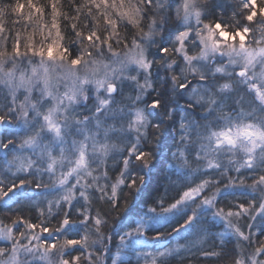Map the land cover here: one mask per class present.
<instances>
[{"label":"snow or ice","instance_id":"6c2138e0","mask_svg":"<svg viewBox=\"0 0 264 264\" xmlns=\"http://www.w3.org/2000/svg\"><path fill=\"white\" fill-rule=\"evenodd\" d=\"M255 3L205 23L218 0H0V201L27 199L21 207L39 219L0 220V264H125L126 250L166 264L193 248L264 264V240L254 239L264 236V7L258 16ZM109 160L120 165L115 182ZM158 165L173 169L176 195L151 198L112 254L108 217L123 219L137 197L148 203L141 194ZM223 177L251 199L218 207ZM29 189L47 195L33 201ZM209 217L224 230L212 235ZM173 235L185 243L138 250ZM209 239L219 245L204 248Z\"/></svg>","mask_w":264,"mask_h":264},{"label":"trees","instance_id":"16d2710c","mask_svg":"<svg viewBox=\"0 0 264 264\" xmlns=\"http://www.w3.org/2000/svg\"><path fill=\"white\" fill-rule=\"evenodd\" d=\"M2 2L12 3L13 0H2ZM63 2L64 0H62V3ZM40 3H44V0H40ZM221 4H222V8L217 9L215 15L210 16L207 20H205V23L211 22L213 20L228 19L232 15L233 10L237 9L238 6L241 4V0H221ZM262 7H264V0H256L254 10L257 11L258 16H259V9ZM63 10H66V9H62V11ZM250 38L251 37L249 36L248 39L250 40ZM153 72H154V77H155L157 75V70L154 69ZM159 75H162V73H159ZM141 82H143V80H141ZM126 90L127 89L125 88V91ZM129 94L134 95L131 89L125 92V97H127V95ZM117 99L119 100L120 97H118ZM126 102L127 101L125 100L124 103ZM183 103H184L183 100H181L180 104L183 105ZM140 107H143V105H140ZM170 147H172L171 140H169L164 145V155H167L168 149ZM108 165L110 168L109 176H110L111 182H115L119 174L120 165L116 164L114 160H109ZM172 173H173L172 168H167V170L165 171L163 165H158L157 168L153 169V174L149 180L147 189L145 190L144 193L141 194L143 197H145L148 203L146 204L145 202L141 200L140 197H137L135 202L132 205V208L129 210V212L125 215L123 219L116 221L115 218L118 215V213L116 212H113L111 216L108 217L110 227L113 223H115V228H113L111 232L112 242L109 244V248L111 249L112 254L116 252V244L119 241V236L123 234V231L128 230L127 227L122 228V226L129 225L132 221L138 220L139 216L137 215V213L142 215L143 212L146 211L148 204H150L151 202V198H154L158 195L164 196L167 202L176 195V191L179 187V184L177 183L176 187H173L171 185V182H175L177 180L176 175ZM166 174L169 176L168 180L164 179ZM230 175H232L233 177H236L237 173L232 172L230 173ZM217 178L219 179L220 177H217ZM44 179L45 181H47V176H45ZM247 182L250 184L251 179L249 178ZM224 183H227V177H223V183L220 184V188L222 189L223 195L218 198L219 199V203L217 205L218 207H224L227 210L228 207L238 202H243L245 200L251 199V196L249 195V191L247 189L239 188V187L224 189L223 187ZM121 187H124V186L122 185ZM29 190L31 191L32 189H29ZM29 190H27V192ZM34 191L35 192L33 194H31L30 192L26 194L27 197L33 198V201H41L44 199L45 195H47V193L42 189L34 190ZM124 193L128 200H132L133 193L130 192V190H128L127 188H124ZM28 203L29 201L27 199H22L20 205H17L16 203L11 202L7 204L9 206H5V204L0 203V220H3L5 224H8L10 223L11 219L15 218V216L13 215L15 213V215L22 214L25 218L32 220L34 223H39L38 213L35 210L29 211L27 207H21L22 205L26 206ZM121 206H123V201H121ZM17 208H21V211L16 212ZM208 219H209V223L212 225L210 229V232L212 235H215L216 233L224 230L222 223L220 221L211 220L210 217ZM55 224H56V221L52 220L50 227H54ZM21 230H24V229H21ZM36 231L39 232V229H37ZM43 235L47 236L46 233ZM148 235L151 236V235H154V233L152 231H149ZM181 235L183 236L184 233H182ZM189 239H194V238L190 237ZM229 239L234 240V238H229ZM254 239L264 240V236H260L259 233L257 232ZM177 243L183 244L185 243V240L180 239L179 237H176L175 235H173L167 240L148 239L142 244H139L137 247H138V250L142 253L150 252V253L155 254L157 251L163 250L162 245L167 244L169 247H173ZM213 243H215L216 245H219V240L212 241L211 239H209L207 243L203 244V247L209 248ZM232 247H233V243H227L225 245V250L230 252ZM216 250L219 251L220 250L219 247H217ZM123 255L126 257L125 264H128L129 261H130V264H138V260H139V264H144V258H138L137 256L133 255L131 251L129 250H126L123 253ZM106 264H111L110 259L106 261ZM166 264H226V262L222 260H217L216 258L205 259L199 255V252L195 248H193L192 252H188V251L181 249V252L179 254L174 255L172 257H168L166 259Z\"/></svg>","mask_w":264,"mask_h":264},{"label":"rangeland","instance_id":"374dc122","mask_svg":"<svg viewBox=\"0 0 264 264\" xmlns=\"http://www.w3.org/2000/svg\"><path fill=\"white\" fill-rule=\"evenodd\" d=\"M238 39H239V38H237V40H238ZM250 39H251V38H250ZM246 40H248V41L250 42V40L248 39V37H246ZM141 83H143V82H141ZM126 89H127V90H130V88H128V87H126ZM127 90H126V91H127ZM126 91H125V92H126ZM121 100L124 102L126 99H124V98H120L118 101H121ZM2 156H3V153L0 152V157H2ZM21 191H22V189H21ZM24 191H25V190H24ZM24 191H22V192H24ZM28 192H30V190H29ZM28 192L26 191V194H28ZM11 202H12L11 200H8V201H7V204H9V203H11ZM0 203H1V204H5L4 201H0Z\"/></svg>","mask_w":264,"mask_h":264},{"label":"bare ground","instance_id":"6f19581e","mask_svg":"<svg viewBox=\"0 0 264 264\" xmlns=\"http://www.w3.org/2000/svg\"><path fill=\"white\" fill-rule=\"evenodd\" d=\"M219 3H221V0H218ZM22 191H24V189H22ZM0 244H2V242H0Z\"/></svg>","mask_w":264,"mask_h":264}]
</instances>
